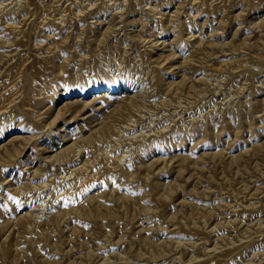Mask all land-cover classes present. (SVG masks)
I'll return each mask as SVG.
<instances>
[{
	"label": "rangeland",
	"instance_id": "1",
	"mask_svg": "<svg viewBox=\"0 0 264 264\" xmlns=\"http://www.w3.org/2000/svg\"><path fill=\"white\" fill-rule=\"evenodd\" d=\"M0 264H264V0H0Z\"/></svg>",
	"mask_w": 264,
	"mask_h": 264
}]
</instances>
